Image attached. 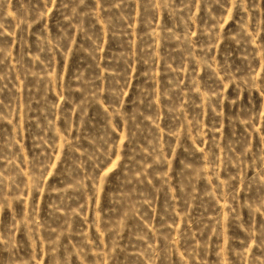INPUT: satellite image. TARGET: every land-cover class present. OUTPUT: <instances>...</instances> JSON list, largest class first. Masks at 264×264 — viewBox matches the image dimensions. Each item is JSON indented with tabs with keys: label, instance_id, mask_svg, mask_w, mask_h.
Instances as JSON below:
<instances>
[{
	"label": "rangeland",
	"instance_id": "1",
	"mask_svg": "<svg viewBox=\"0 0 264 264\" xmlns=\"http://www.w3.org/2000/svg\"><path fill=\"white\" fill-rule=\"evenodd\" d=\"M0 264H264V0H0Z\"/></svg>",
	"mask_w": 264,
	"mask_h": 264
}]
</instances>
